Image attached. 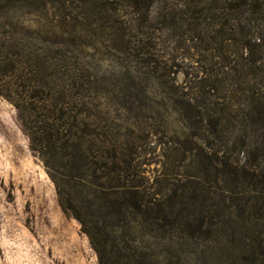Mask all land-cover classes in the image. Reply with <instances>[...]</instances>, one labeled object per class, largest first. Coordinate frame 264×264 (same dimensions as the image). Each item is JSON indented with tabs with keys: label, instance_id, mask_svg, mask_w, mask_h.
I'll list each match as a JSON object with an SVG mask.
<instances>
[{
	"label": "trees",
	"instance_id": "obj_1",
	"mask_svg": "<svg viewBox=\"0 0 264 264\" xmlns=\"http://www.w3.org/2000/svg\"><path fill=\"white\" fill-rule=\"evenodd\" d=\"M86 3L126 12L122 22L132 25L124 32V52L137 59L157 51L145 32L151 28L140 25L156 23L189 24L192 40L206 47L203 52L224 61H230L225 47L237 40L252 71L264 62V34L250 33L253 21L264 25V0H0V12L18 4L45 8ZM213 24L219 27L213 29ZM13 37L0 33V83L8 84L0 88V96L14 106L31 150L48 157L45 164L61 206L80 223L99 264H183L187 249L194 264H264V169L217 160L228 168L225 186L200 188L202 181L196 178L187 200L175 194L163 175L150 183L143 171L144 129L128 123L123 128L127 134L122 129L110 133L98 106L89 104L99 96L93 78L67 66L74 58L69 46L20 43ZM223 68L230 73L235 69L229 62ZM174 87L167 99L180 107L179 114L191 110L202 115L200 106L179 97ZM254 112L246 130L257 134L256 141L242 137L235 144L248 159L264 153V107L258 105ZM72 185L85 190L84 200L65 196L64 188ZM175 239L176 247L171 246ZM158 240L167 243L160 252L155 249Z\"/></svg>",
	"mask_w": 264,
	"mask_h": 264
},
{
	"label": "rangeland",
	"instance_id": "obj_2",
	"mask_svg": "<svg viewBox=\"0 0 264 264\" xmlns=\"http://www.w3.org/2000/svg\"><path fill=\"white\" fill-rule=\"evenodd\" d=\"M126 18L123 10L96 8L92 3L45 8L18 4L0 12V33L7 32L20 43L69 46L74 58L67 66L93 78L99 96L89 104L98 106L110 133L122 129L121 134H127L123 128L128 123L144 129L143 171L150 183L163 175L175 194L187 200L196 178L202 181L200 188L225 186L228 168L217 160L228 158L240 167L247 163L253 170H263L264 153L248 159L235 144L242 137L248 142L257 139L246 126L255 107H264V62L252 71L237 40L225 47L230 61H224L221 55L203 52L206 47L192 40L189 24L156 23L140 25L151 28L145 32L157 51L137 59L124 52L128 41L124 32L132 25L122 22ZM250 33L264 34V25L253 21ZM228 62L235 68L231 73L223 68ZM5 86L0 83V88ZM173 86L179 97L198 104L202 115L191 110L184 112L188 117L180 115V107L167 99ZM46 158L31 150L14 106L0 96V264H99L80 223L63 210ZM64 190L66 197L84 200L87 195L74 185ZM174 241L171 246L178 243ZM157 243L158 252L167 245L164 240ZM190 253L191 249L185 251L183 264H194Z\"/></svg>",
	"mask_w": 264,
	"mask_h": 264
}]
</instances>
